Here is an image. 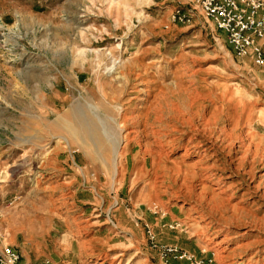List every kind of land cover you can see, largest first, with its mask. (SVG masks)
I'll return each mask as SVG.
<instances>
[{"label": "rangeland", "instance_id": "obj_1", "mask_svg": "<svg viewBox=\"0 0 264 264\" xmlns=\"http://www.w3.org/2000/svg\"><path fill=\"white\" fill-rule=\"evenodd\" d=\"M4 245L22 264H264V64L194 0H0Z\"/></svg>", "mask_w": 264, "mask_h": 264}, {"label": "built area", "instance_id": "obj_2", "mask_svg": "<svg viewBox=\"0 0 264 264\" xmlns=\"http://www.w3.org/2000/svg\"><path fill=\"white\" fill-rule=\"evenodd\" d=\"M216 26L225 31L234 52L239 56H250L256 63L264 64V0H194ZM174 21H190L191 12L183 6H176L173 10ZM154 240L155 236L150 231ZM178 252L173 246L162 249L163 257ZM186 257L196 264L193 256L184 253ZM214 260L208 258L206 264H213ZM0 264H22L20 253L12 246L0 247Z\"/></svg>", "mask_w": 264, "mask_h": 264}, {"label": "bare ground", "instance_id": "obj_3", "mask_svg": "<svg viewBox=\"0 0 264 264\" xmlns=\"http://www.w3.org/2000/svg\"><path fill=\"white\" fill-rule=\"evenodd\" d=\"M103 130H105L106 134L110 137L108 131H107V126L103 123L102 127H101ZM112 140V143L114 145V150H115V156L117 158V155L119 153V142L117 139H115L114 141V138L111 139ZM117 165V162L115 163Z\"/></svg>", "mask_w": 264, "mask_h": 264}]
</instances>
